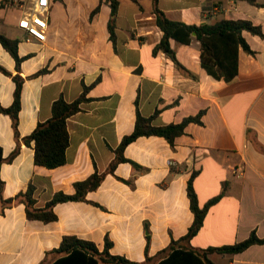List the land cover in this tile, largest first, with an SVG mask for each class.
<instances>
[{
    "label": "crops",
    "instance_id": "1",
    "mask_svg": "<svg viewBox=\"0 0 264 264\" xmlns=\"http://www.w3.org/2000/svg\"><path fill=\"white\" fill-rule=\"evenodd\" d=\"M12 1L0 9V34L18 41L21 61L16 65L0 44V68L8 73L0 70L2 108L13 102L12 77L23 82L18 140L10 117L0 113L2 201L29 184L36 208L57 192L73 194L75 182L107 169L122 138L133 131L136 112L157 127L201 115L172 144L158 136L130 142L123 157L138 167L118 163L85 201L56 204L55 221L29 220L22 203L2 207L0 202V264H49L63 236L92 242L99 252L108 239L109 254L155 264L192 223L186 187L193 173L199 207L218 199L189 247L231 246L251 232L264 239V37L242 32L251 52L239 49L232 80H216L202 69L194 36L188 45L169 41L181 69L162 51L153 52L162 32L151 0H119L113 42L105 0H51L43 42L17 27L28 0ZM22 1L26 7L18 14L13 5ZM255 1L259 6L240 0H157V7L169 20L187 25L249 20L264 36V0ZM82 85L89 87L87 100L66 121L65 163L55 169L35 165L32 143L21 139L50 117L54 100L74 101ZM17 143V154L7 161ZM207 257L213 264H264V244Z\"/></svg>",
    "mask_w": 264,
    "mask_h": 264
},
{
    "label": "trees",
    "instance_id": "2",
    "mask_svg": "<svg viewBox=\"0 0 264 264\" xmlns=\"http://www.w3.org/2000/svg\"><path fill=\"white\" fill-rule=\"evenodd\" d=\"M138 3L139 0H131ZM152 1V11L154 15L155 26L162 32V37L158 44L153 48V52L162 51L169 56L177 68L182 67L176 61L173 52L170 49L169 41L173 40L178 43L188 45L194 36V39L199 45V60L202 69L216 80L230 81L237 74L238 51L243 50L250 53L251 50L246 41L242 37V32H247L251 35L263 38V33L259 26L254 25L249 20H227L222 19L212 24L202 23L199 25H187L181 22L169 20L165 14L158 9L157 0ZM245 1L251 5L259 6L255 0H240ZM110 8V16L107 23V30L109 39L114 41V21L117 12L119 0H105ZM12 0H3L0 2V9L6 5H12ZM99 10L97 6L94 8L89 17L91 18ZM16 39H10L0 34L1 46L11 55L15 60L16 65L21 61L17 55ZM2 72L8 74L5 70L0 68ZM39 73H43L40 71ZM14 82L13 102L10 107L2 108L0 106V113L6 114L10 117L12 128L16 139L17 133V115L19 111V97L23 80L15 75L12 77ZM89 87L82 85V92L78 98L72 102H66L59 96L51 104L50 117L36 124L31 133L21 139L25 145L32 143L33 147V162L37 166L46 169H55L65 163V150L68 146V133L66 128V121L69 117L80 111V104L85 102V93ZM201 113L194 117L184 119L179 124H169L166 126H153L151 124V117L144 118L136 112L133 131L124 136L114 150L115 157L109 163L107 169L102 173L94 172L82 181L73 184V194H64L57 192L53 195L50 201L46 202L42 208H36L35 200L33 198L34 188L28 185L24 192H19L11 199L0 202L2 207L9 206L12 202H20L25 207V214L29 220H38L44 223L56 220L53 213V207L62 202L68 201H85V196L88 192L97 189L102 180L107 174L113 173L115 166L121 162H130L123 157V149L130 142L141 136H158L164 138L169 144L173 143L174 138L182 134L185 125L189 122H198ZM17 147L10 153L7 161L15 157L18 152ZM3 162L1 158L0 149V164ZM132 165V162H130ZM136 166V165H135ZM138 167V166H136ZM191 175L187 182L186 194L189 201V208L193 214V220L185 235L178 240H172L169 246L163 249L157 257L155 264H213L209 261L207 255L212 252L223 254H237L249 246L254 244H264V239H259L251 232L248 238L231 246L209 247L205 250H195L188 246L189 241L199 231L203 218L207 209L216 202L218 197H215L199 207L196 194L192 187ZM2 182L0 180V191ZM111 243L105 239L104 248L98 251L96 246L89 241L79 239L75 236H63L57 248L53 249L51 253L56 255V258L49 264H136L128 261L122 256L109 254ZM148 260V259H147Z\"/></svg>",
    "mask_w": 264,
    "mask_h": 264
},
{
    "label": "built area",
    "instance_id": "3",
    "mask_svg": "<svg viewBox=\"0 0 264 264\" xmlns=\"http://www.w3.org/2000/svg\"><path fill=\"white\" fill-rule=\"evenodd\" d=\"M50 3L51 0H28L26 11L18 19L17 27L32 38L45 41Z\"/></svg>",
    "mask_w": 264,
    "mask_h": 264
},
{
    "label": "rangeland",
    "instance_id": "4",
    "mask_svg": "<svg viewBox=\"0 0 264 264\" xmlns=\"http://www.w3.org/2000/svg\"><path fill=\"white\" fill-rule=\"evenodd\" d=\"M13 6H14V8H16V10H18L17 13L19 14V11H24V9L26 7V3H25V1L17 2V3H14Z\"/></svg>",
    "mask_w": 264,
    "mask_h": 264
}]
</instances>
